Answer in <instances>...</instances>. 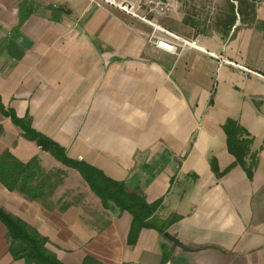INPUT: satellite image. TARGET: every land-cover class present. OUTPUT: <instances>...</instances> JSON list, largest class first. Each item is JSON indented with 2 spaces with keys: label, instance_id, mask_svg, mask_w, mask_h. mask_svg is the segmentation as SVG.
<instances>
[{
  "label": "crops",
  "instance_id": "obj_1",
  "mask_svg": "<svg viewBox=\"0 0 264 264\" xmlns=\"http://www.w3.org/2000/svg\"><path fill=\"white\" fill-rule=\"evenodd\" d=\"M135 1L0 0V102L69 159L158 201L155 226L127 243L131 215L103 206L75 167L1 114L0 152L35 157L54 178L42 199L0 183V208L63 264H264V0L239 14L229 0L195 32L184 0L151 17L195 43L178 54L148 44L151 25L113 6ZM227 120L250 138V176L226 148ZM5 232L0 222V264H24Z\"/></svg>",
  "mask_w": 264,
  "mask_h": 264
},
{
  "label": "trees",
  "instance_id": "obj_2",
  "mask_svg": "<svg viewBox=\"0 0 264 264\" xmlns=\"http://www.w3.org/2000/svg\"><path fill=\"white\" fill-rule=\"evenodd\" d=\"M255 1L237 0L236 12L239 14L243 7L247 12L252 13ZM0 114L9 118L11 123L21 130L23 137L48 151L63 164L75 167L103 206L114 205L131 215L127 243L134 240L139 227L155 226L152 213L158 206V201L147 203L140 194L125 190L121 182L107 178L98 169L84 162L69 159L57 143L31 128L30 118L27 115L17 117L11 109L4 108L1 102ZM222 129L226 148L234 158L233 163L240 165L246 175L250 176L255 164V154L249 149L248 134L231 120H227L222 125ZM41 174H43L42 168L35 157L21 162L7 150L0 152V183L7 190H16L28 199H42L46 194L44 189L53 184L49 183L50 175ZM0 222L5 227L8 251L13 259H22L24 264H63L45 247L46 238L39 235L23 220L0 208Z\"/></svg>",
  "mask_w": 264,
  "mask_h": 264
},
{
  "label": "built area",
  "instance_id": "obj_3",
  "mask_svg": "<svg viewBox=\"0 0 264 264\" xmlns=\"http://www.w3.org/2000/svg\"><path fill=\"white\" fill-rule=\"evenodd\" d=\"M178 4L179 0H136L135 3L120 2L114 5L124 13L151 25V32L146 38L148 44L167 52L178 54V52L184 47H195V43L191 40L184 39L151 21V17L161 16L175 10ZM158 33L170 37L171 40H168L162 35H158ZM218 64H221L220 58ZM232 66L244 76L256 73L254 70L241 63H232Z\"/></svg>",
  "mask_w": 264,
  "mask_h": 264
},
{
  "label": "rangeland",
  "instance_id": "obj_4",
  "mask_svg": "<svg viewBox=\"0 0 264 264\" xmlns=\"http://www.w3.org/2000/svg\"><path fill=\"white\" fill-rule=\"evenodd\" d=\"M231 1L234 2V0H231ZM228 2H229V0H184L183 6L181 4V9L186 15L190 16L189 21L192 22V24H193V25L191 24L192 25L191 29L193 30L192 32H195V20L198 21V23H200V25H201V21L206 19L207 17H209V19H211L214 16H217V13L220 12L219 9L223 8L224 5H228L227 4ZM113 6H115V5L113 4ZM197 29H201V28H197ZM4 150H6V149H4ZM41 168L43 171V174H41L42 176L50 175L51 178H54L53 170L49 171V169H44L43 167H41ZM51 182L53 184L52 180H51ZM7 213H9V212H7ZM11 215H13V214H11ZM13 216H15V215H13ZM26 224H28V223H26ZM29 226H31V225H29ZM31 227H33V226H31Z\"/></svg>",
  "mask_w": 264,
  "mask_h": 264
}]
</instances>
